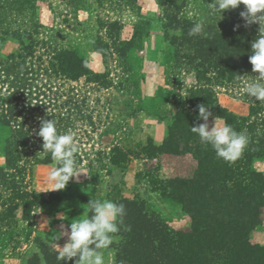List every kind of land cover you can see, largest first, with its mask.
I'll list each match as a JSON object with an SVG mask.
<instances>
[{
    "label": "trees",
    "instance_id": "trees-1",
    "mask_svg": "<svg viewBox=\"0 0 264 264\" xmlns=\"http://www.w3.org/2000/svg\"><path fill=\"white\" fill-rule=\"evenodd\" d=\"M38 1L0 0L1 45L9 39L18 40L22 45L20 52L0 59V87L7 84L12 89L5 93L3 88L0 89V128L11 132L4 154L7 167H0L2 223L15 221L20 209L24 219L31 220L36 209L48 204L43 193L28 192L17 181L25 166L55 164L58 167L51 154L43 151V139L38 137L36 140L41 120L30 125L34 112H38L31 107L32 101L50 97L47 92L59 91L58 97L66 101L58 108L59 114H49L50 117L47 115L45 119H54L59 126L58 133L67 134L81 120L92 122V119L85 120L82 115L80 91L68 89L66 83L85 78L88 83L103 88L112 85L108 73H94L86 59L73 50L62 48L57 38L41 37L42 26L35 21ZM62 1L70 3L68 6H77V11L86 9L87 5V0ZM138 1L128 0L132 9L138 7L135 9L138 21L132 28V35L124 42L113 44L112 50L99 40L96 51L104 62L116 57L130 72L134 68V54L143 52V40L156 29L171 54L173 75H196L197 85L189 91L191 108H184L172 117V125L162 145L158 146L150 139L142 151L148 159H158L165 154L190 155L197 162V171L191 178L161 179L148 174L152 192L179 205L190 218L188 232L172 229L159 215L148 210L140 196H124L125 181L114 180L107 186V199L123 204L126 212L119 225L120 231L113 234L117 239L113 245L115 264H264V245L251 243V234L261 226L264 211V174L255 166L264 159V102L245 92L244 98L249 104L245 116L217 105L218 116L224 124L245 134L249 140L235 161L218 158L211 145L201 143L199 136L191 131V127L203 124L197 106L218 104L215 87L264 84L249 62L251 44L259 34V25L244 26L240 17L243 5L221 14L210 9L212 0H203L206 4L204 18L190 19L184 14L186 6L182 4L185 0H156L163 8V15L150 18L141 14ZM200 22L204 24L203 33L190 36V29ZM72 106V111L65 114L61 111ZM132 159L128 152L115 147L109 155V165L126 170ZM10 170H15L17 178L6 173ZM112 171L110 169L108 173L114 178ZM95 180L101 183L102 190L101 178L98 176ZM73 181L74 178L62 192L51 195L57 203L77 199ZM7 191L12 195L8 197ZM88 215H91L90 211ZM49 256L46 257L50 262L57 255ZM77 258L74 257L71 263Z\"/></svg>",
    "mask_w": 264,
    "mask_h": 264
},
{
    "label": "rangeland",
    "instance_id": "rangeland-1",
    "mask_svg": "<svg viewBox=\"0 0 264 264\" xmlns=\"http://www.w3.org/2000/svg\"><path fill=\"white\" fill-rule=\"evenodd\" d=\"M69 4L62 0L37 2L35 21L42 26L41 37L57 38L62 48L73 50L86 59L94 73H108L112 85L103 88L88 83L85 78L66 83L68 89L80 91L82 115L85 120L92 119V122L81 120L68 131L73 134L78 146L75 160L83 172L78 180L74 178L73 181L76 200L57 203L52 198L51 195L63 191L53 190L54 184L48 181V174L57 167L55 164H29L25 166L20 178H17L15 170L6 171L12 178H17L24 190L43 193L48 204L36 209L31 220L26 221L23 210L20 209L15 221H0V264H75V260L72 263L61 262L57 256L49 262L47 257L52 253L57 255L58 246L62 247L68 242V236L63 233L70 231V223L88 215L86 203L107 199L106 188L114 180L125 181L127 186L124 196H140L146 202L148 210L159 215L172 229L184 232L191 229V220L179 205L161 199L159 193L152 192L148 174L161 179L191 178L197 171V162L190 155L165 154L158 159H148L142 148L148 145L150 139L156 145H162L172 125V117L184 108H191L189 91L197 85L196 75H173L170 71L173 63L171 54L165 49L156 29L150 32V37L143 40V52L134 54L132 71L129 72L125 63L118 61L116 57L104 62L96 51L98 41L102 40L112 50L113 44L128 39L138 21L136 8L132 9L128 0H87L86 9L80 11H77V6H68ZM137 6L143 16L158 18L163 15V8L156 0H139ZM182 6H186L184 14L190 19L204 18L206 14L203 0H185ZM25 43L29 44L26 39ZM21 47V43L13 39L1 45L0 37V59L15 55L20 52ZM249 85L215 87L218 104H205L212 113L208 121L209 129L214 125L215 118H218L220 125L224 124L218 116V106L225 107L236 115L248 114L249 104L244 97ZM1 88L3 93L12 90L7 84ZM242 93L244 96H241ZM58 94L59 91L54 90L52 93L47 92L50 97L32 101L31 107L37 109L39 114L34 112L31 126L49 114L60 113L58 108L66 100L59 98ZM72 108L73 106L66 107L61 111L65 114L72 111ZM63 118L67 116L63 115ZM56 127H59L57 123ZM10 136L8 129L0 128V167L3 168L7 167L4 154ZM38 137L36 135V140ZM36 143L39 145V141ZM115 147L128 152L133 158L126 170L111 168L109 165V155ZM255 166L264 174V159L256 162ZM110 169L113 170L114 178L108 173ZM98 176L104 184L102 190L101 183L95 180ZM6 194L9 197L12 192L7 191ZM83 198L86 203L82 202ZM55 233L61 234V237L54 242ZM116 242L117 239L113 236L110 247L100 250L105 264H115L113 245ZM251 243L264 245V211L261 226L251 234Z\"/></svg>",
    "mask_w": 264,
    "mask_h": 264
},
{
    "label": "clouds",
    "instance_id": "clouds-1",
    "mask_svg": "<svg viewBox=\"0 0 264 264\" xmlns=\"http://www.w3.org/2000/svg\"><path fill=\"white\" fill-rule=\"evenodd\" d=\"M240 5L244 6V10L240 12L244 26L259 25V34L251 44L249 62L253 66L252 71L264 80V0H212L209 3L213 13L221 14L226 10L237 9ZM203 31V22L196 23L190 29L189 35H200ZM246 92L257 101L264 102V84L252 83L246 88ZM197 108L199 118L205 123L191 127V131L199 136L201 143L211 145L218 158L228 162L237 160L249 143L248 137L236 132L226 123L220 125L218 118L214 119V125L209 129L211 111L204 104ZM38 136L43 139V151L50 153L58 163V167L48 174V181L55 186L53 190L64 189L73 178L78 180L83 172L75 160L79 149L73 134H59L54 119H41ZM88 205L90 208L87 211L91 215L73 220L70 231L63 233L68 236V242L62 247L58 246L57 259L61 262L78 257L75 264H105L100 250L108 249L113 243V234L120 231L119 225L123 223L126 214L125 207L108 199L91 200ZM60 237L61 234L55 233L54 242Z\"/></svg>",
    "mask_w": 264,
    "mask_h": 264
}]
</instances>
